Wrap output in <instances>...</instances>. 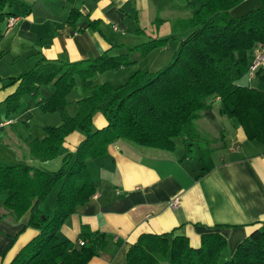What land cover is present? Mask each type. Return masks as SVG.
Returning <instances> with one entry per match:
<instances>
[{"label":"trees","instance_id":"trees-1","mask_svg":"<svg viewBox=\"0 0 264 264\" xmlns=\"http://www.w3.org/2000/svg\"><path fill=\"white\" fill-rule=\"evenodd\" d=\"M186 1V0H185ZM178 26L189 30L180 42L171 62L160 70H136L128 80L113 87L96 83L95 77L106 70L130 64L127 51L146 54L164 46L166 39L150 40L135 49L112 53V48L91 61L61 63L44 57L27 71L13 78L15 91L3 105L6 112L24 108V97L35 98L44 113H56L58 125H44V137H27L25 142L31 159L46 162L56 159L66 138L75 130L84 139L73 152L62 156L57 170H46L29 164L1 165L0 192H9L4 207L15 218L29 214L27 226L38 234L8 264H87L107 244L103 233L81 227L82 246L69 249L71 242L59 236L64 221L77 206L85 204L95 193L96 184L86 168L87 159L107 153L115 141L124 140L139 147L173 151L176 139L185 142L188 152L197 144L199 133L195 122L200 118L215 121L213 104L218 113L235 121L247 140L264 144V88L243 86L237 81L247 75L248 56L255 48H264V0L261 7L235 17L230 10L244 0H201ZM10 0H0V23L13 16L7 10ZM75 14V12H73ZM70 15L72 19L73 15ZM94 27L93 22L89 23ZM116 47V46H115ZM1 57V54H0ZM264 85V68L255 73ZM52 93L36 98L42 86ZM75 88L82 96L74 102L73 115L67 112ZM96 112L103 115L106 125L92 129ZM205 151L199 153L202 170ZM54 213L49 218L40 205L56 183ZM78 242V241H77ZM226 248L225 238L217 232L200 236L197 247L189 245L185 236L142 234L126 254L127 264H264V229L254 230L241 241L230 258L221 260Z\"/></svg>","mask_w":264,"mask_h":264},{"label":"crops","instance_id":"crops-1","mask_svg":"<svg viewBox=\"0 0 264 264\" xmlns=\"http://www.w3.org/2000/svg\"><path fill=\"white\" fill-rule=\"evenodd\" d=\"M25 1H30L29 8ZM176 1L24 0L21 3L24 12L7 10L17 18L13 27L7 30L5 19L0 27L15 32L19 38L18 43L8 46L7 55L23 59L24 66L29 62L33 66L41 57L61 63L91 61L112 47V53L126 51L122 43H127V38H136L135 34H153V27L165 21L161 13L180 7ZM242 4L245 5L234 7L230 14L238 17L261 7L258 0H244L238 6ZM21 36L26 40L22 41ZM262 50L257 47L251 51L249 65L256 52ZM0 54L3 61L5 52ZM21 73L24 71L17 76ZM17 76L0 79V107L6 113V121L0 122L3 124L0 134L10 126L4 143L6 156L12 161H18L20 149L27 147L26 138L34 137L26 131H30L29 125L39 108L35 98L26 96L22 110L6 112L3 101L15 91L18 82L14 83L13 78ZM243 78V83L255 87L247 75ZM254 78L259 81L256 75ZM260 85L264 86L261 82ZM49 88L47 92H41L40 88L36 98L48 97L52 93ZM94 118L96 129L106 125L101 114ZM230 121L232 129L228 133L217 126L223 144L209 151L204 171L197 144L188 152L181 139H176L173 151L118 140L108 147L105 155L87 159L85 164L96 184L95 193L64 221L59 236L71 241L69 249H72L78 245L82 226L103 233L106 246L87 264H127V251L142 234L185 236L190 246L197 247L203 233L217 232L226 240L222 255L226 252L227 258L231 256L254 230L264 229V144L247 140L242 128ZM84 136L80 130L68 135L63 155L73 152ZM213 154L215 157L210 159ZM56 159L40 164H50ZM61 162L62 157L60 165ZM9 194L0 192V264H8L38 234V230L27 226L28 213L15 218L4 207ZM56 196L51 197L46 211L54 210ZM176 197L179 204L171 209L169 204ZM44 203L40 205L43 214Z\"/></svg>","mask_w":264,"mask_h":264},{"label":"rangeland","instance_id":"rangeland-1","mask_svg":"<svg viewBox=\"0 0 264 264\" xmlns=\"http://www.w3.org/2000/svg\"><path fill=\"white\" fill-rule=\"evenodd\" d=\"M10 1H11V7L9 9H11L12 12L14 13L15 12L18 13L20 11L24 12L25 7L21 5V3L24 0H10ZM186 1L177 0L176 1L177 5H180L178 9L176 10L171 9L169 11L167 10L163 11L161 13V17L165 18V21L157 24L156 27L155 26L153 27V30H152L153 34L147 31H146L147 32L146 36L142 33L135 34L136 38L134 39L127 38V41H126L127 43H122V44H125L124 46L126 50L127 48L135 49L139 46H143L145 43H148L150 40H155V39H150L152 36V38L157 37L160 39H166L164 42L165 43L164 46L153 49V50H149L146 54H142L139 51H127L129 54V61L131 62L130 64L125 65L124 67L118 68L116 70L103 71L95 77L94 81L96 83L106 82L113 87H117L125 83L130 77V75L136 70L140 69V70H144L148 72H154V71L162 69L167 64H169L171 62L172 56L174 55L175 51L178 49L180 42L189 34V30L184 29L180 26H178L177 29L174 30L175 27L178 25L177 24L178 21L186 20L192 14L193 9L187 6ZM191 1L194 3L195 8H198L202 3L201 0H191ZM25 4H28L27 8L30 7V1H25ZM244 5L245 4H242L241 6H237L238 7L237 9H239L240 7H243ZM120 33L121 32H118V34ZM15 35H16L15 32L7 31L5 30V27L1 28L0 52L1 53L5 52L4 57H6L3 59V61H0V79L2 81H4V79L10 78V76H15V75L17 76V74H19L20 72H23V71L25 72L29 70V68L32 67V65L29 64L30 62L26 66H24L23 59L21 58L13 59L11 55H7L8 46H10L11 43L12 44L18 43L19 41L18 40L19 38L17 39ZM22 36L20 37L21 40L25 41L26 39L23 38ZM244 77L246 78V75ZM243 80L240 79L239 81H237L238 84L247 86V84L243 83ZM251 80L253 81V85L255 86L254 88H257V89L264 88V86H261L260 82L257 81L254 77ZM258 82L260 86L258 85ZM47 89H50L49 86L44 85L41 87V92H47ZM81 96H82V91L79 88H75L70 94L69 99H71L72 102L67 107V112L69 115L74 114L76 110V105L74 101ZM217 107H218V104L214 103L212 109L216 116L215 121H210L206 118H203L199 120L198 122L197 121L195 122L196 129L198 128V130L200 131L199 132L197 130L199 133L197 147H199L200 150L205 151L206 155H209V151L213 149L214 147H219L223 144V137L221 133L219 134V131H217V126L218 127L220 126L221 128L225 129L226 130L225 133L226 132L228 133V131L232 129V124L230 123L231 122L230 119L224 115H220L218 113ZM36 113L37 114L35 115V118L29 125L30 131H26V134L32 133L34 137L40 136L42 138V136H44L43 127L45 124L56 125L61 120L58 114L44 113L40 108H37ZM98 113L99 112H96L94 116ZM5 114H6L5 110L2 107H0V122L6 121ZM94 116H93L92 129H96L97 127L95 125ZM55 119H56V122L54 121ZM38 123L40 124L39 127H38ZM9 129H10V126H7L4 132L0 134V141H2L0 144V163L1 164H5L8 166L12 164H17V163L29 164V165H34V166L46 169V170H57L60 167V160L64 152L63 149L61 150V154L58 156V158L54 162H51L50 164L42 165L40 164V162L32 160L28 155L27 147L20 149L24 153H22V151L19 152L20 154H19L18 161L10 160L9 156H6L7 153H6L5 146L7 145L4 143L5 141L4 139L6 138V132ZM193 143L195 145L192 144L191 147L195 149L196 143L195 142ZM213 157H215L214 154L210 159H213ZM59 188H60V184L57 182L53 186L51 192L48 194L46 200H44L45 203L41 207L44 214L48 215L49 218L53 215L54 210L51 211V209L48 208V210L49 209L50 210L46 211L45 209L47 208V206L49 207L51 197H54L57 194ZM228 258H230V256ZM228 258L226 257V252L225 254L221 256L222 261Z\"/></svg>","mask_w":264,"mask_h":264},{"label":"built area","instance_id":"built-area-1","mask_svg":"<svg viewBox=\"0 0 264 264\" xmlns=\"http://www.w3.org/2000/svg\"><path fill=\"white\" fill-rule=\"evenodd\" d=\"M16 20L17 18L15 16L8 17L6 20V29L7 30L11 29L13 25L15 24ZM260 68H264V50L256 52L254 59L251 65L249 66V69L247 71V76H248L249 81L255 76L256 71ZM1 126H3V124H0V127ZM178 204H179V198L176 197L170 202L169 207L173 209L177 207ZM77 244L78 246H82L84 244V241L78 240Z\"/></svg>","mask_w":264,"mask_h":264}]
</instances>
